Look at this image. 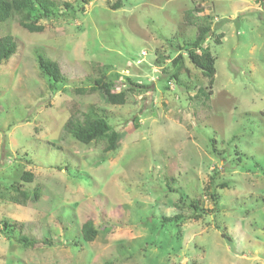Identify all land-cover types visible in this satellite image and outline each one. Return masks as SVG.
<instances>
[{
	"label": "rangeland",
	"instance_id": "1",
	"mask_svg": "<svg viewBox=\"0 0 264 264\" xmlns=\"http://www.w3.org/2000/svg\"><path fill=\"white\" fill-rule=\"evenodd\" d=\"M60 1L75 12L60 8L38 22L41 33L0 23L16 45L0 65V264H264V0ZM196 8L209 18L203 46L216 70L203 107L192 97L206 79L184 53L189 77L166 84L170 62L195 39L182 18ZM36 47L62 74L53 91ZM93 63L115 91L126 90L125 76L150 84L104 106ZM69 102L122 134L118 149L65 136ZM19 184L38 199L13 203ZM85 220L98 231L90 243ZM20 236L47 245L23 248Z\"/></svg>",
	"mask_w": 264,
	"mask_h": 264
},
{
	"label": "trees",
	"instance_id": "2",
	"mask_svg": "<svg viewBox=\"0 0 264 264\" xmlns=\"http://www.w3.org/2000/svg\"><path fill=\"white\" fill-rule=\"evenodd\" d=\"M118 6L115 5L114 8ZM60 8L68 9L71 12H75L72 9V5L69 3L62 2L60 0H0V23H5L12 18L16 20L18 25L30 33H41L43 31L42 25L38 22L48 18H56ZM202 10L196 8L193 10H187L183 15L182 20L187 25L196 28L195 39L191 42H186L183 47L180 48V53L172 59L171 70L168 76H166V84L175 82V84H180V78L182 76L189 77V70L185 66L184 59L190 62V64L200 71L201 75L206 79V85L198 87L196 93L192 99H203L201 101V106L209 102V98L212 95V86L215 80V58L209 51L207 46H203L208 34L210 33L209 18L207 16H200ZM218 36L217 43L220 44ZM16 51V45L11 36L5 35L0 37V65L3 61L7 60ZM182 53V54H181ZM183 53L186 55L184 57ZM34 63L39 76L46 81V86L49 91L55 90L57 84L63 82L62 74L56 63L48 60L43 56V52L39 48H34L33 51ZM162 58V57H160ZM156 62L161 64L162 62L157 58ZM94 64L92 67L93 75V89L92 91L98 92L99 101L104 106H122L126 103L125 92H133V90H142L147 87L146 80H140L141 78L132 79V77L125 76L127 82L126 90H116V85L109 79V75L103 70L98 64ZM169 72V69H162V73ZM109 76V77H108ZM145 79V78H144ZM148 81V80H147ZM153 81H151V86ZM167 85L165 89L167 88ZM81 92V91H80ZM79 92V93H80ZM68 110V120L63 125V133L65 136H71L75 141L81 144H90L98 141H102V152H114L118 149L121 142L122 134H118L104 118H94L90 113L82 111L80 106L75 102L66 103ZM264 167V166H263ZM214 175V174H213ZM213 175L211 178L213 179ZM33 174L30 172H24L20 176V180L23 183L30 184L33 182ZM23 186V185H22ZM226 183L217 184L218 189L226 188ZM14 189V197L12 198L13 203L27 206L32 200L35 201L40 196L39 191H33L32 193L26 190H21V185H12ZM212 190L210 197L214 201H218L219 197L216 191ZM194 209L197 210V203L193 205ZM195 219H200V217L195 216ZM175 219H179L176 216ZM173 221L172 218H164L163 223ZM4 227L10 226L9 223L4 222ZM15 223H13L14 225ZM20 229L22 228L20 224H16ZM80 232L83 240L90 243L95 240L98 231L95 225V221L85 220L80 227ZM222 239L227 243H230L231 239L222 234ZM17 244L27 249H37L38 246H46V241H39L35 239H30L26 236H20L16 239ZM104 264H109L106 262Z\"/></svg>",
	"mask_w": 264,
	"mask_h": 264
}]
</instances>
